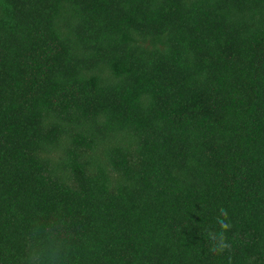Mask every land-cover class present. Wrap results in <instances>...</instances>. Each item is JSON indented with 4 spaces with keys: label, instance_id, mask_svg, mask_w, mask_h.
<instances>
[{
    "label": "trees",
    "instance_id": "obj_1",
    "mask_svg": "<svg viewBox=\"0 0 264 264\" xmlns=\"http://www.w3.org/2000/svg\"><path fill=\"white\" fill-rule=\"evenodd\" d=\"M264 264V0H0V264Z\"/></svg>",
    "mask_w": 264,
    "mask_h": 264
},
{
    "label": "clouds",
    "instance_id": "obj_2",
    "mask_svg": "<svg viewBox=\"0 0 264 264\" xmlns=\"http://www.w3.org/2000/svg\"><path fill=\"white\" fill-rule=\"evenodd\" d=\"M60 254L57 252V253H54V255L52 256V259L54 261V264H55V261H57L58 259H60Z\"/></svg>",
    "mask_w": 264,
    "mask_h": 264
}]
</instances>
